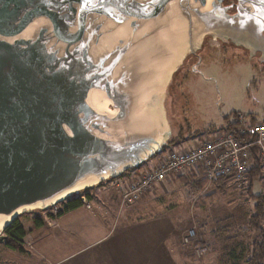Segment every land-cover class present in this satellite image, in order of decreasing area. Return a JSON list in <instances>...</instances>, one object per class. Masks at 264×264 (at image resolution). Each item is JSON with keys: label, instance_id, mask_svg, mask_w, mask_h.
I'll use <instances>...</instances> for the list:
<instances>
[{"label": "water", "instance_id": "1", "mask_svg": "<svg viewBox=\"0 0 264 264\" xmlns=\"http://www.w3.org/2000/svg\"><path fill=\"white\" fill-rule=\"evenodd\" d=\"M222 1L0 0V243L22 215L162 152L186 56L206 36L261 40L264 0H237L232 17Z\"/></svg>", "mask_w": 264, "mask_h": 264}, {"label": "rangeland", "instance_id": "2", "mask_svg": "<svg viewBox=\"0 0 264 264\" xmlns=\"http://www.w3.org/2000/svg\"><path fill=\"white\" fill-rule=\"evenodd\" d=\"M210 38L213 36L203 39L201 49L207 44L215 45L213 41L207 42ZM192 68L189 67L188 72L178 77L176 73L175 80L169 85L175 83L169 91L166 104V120L170 126L169 143L163 148L166 151L158 153L114 181L140 170V173L127 178L123 183L125 184L129 179L151 171L167 152L188 149L206 141L211 133L235 122L238 116L244 117L247 122L252 117L258 121L264 119V63L248 55L246 57L243 54L230 53L228 56L213 50L204 53L196 73ZM180 131L192 135L193 140H181L180 143L171 144ZM188 172L172 176L131 207L132 212L137 215V221L147 220L144 227L153 231L155 264H161L162 261L164 263L161 253L163 250L169 252L170 264H233L235 261L229 259L230 251L236 256L241 255L238 264H243L255 236L248 225L249 219L255 213L254 200L246 192L236 188L221 196L210 185L205 192L192 193L179 182V177ZM114 181L104 182L88 193L100 197L105 188L110 187ZM257 184L258 181L255 180L253 196L263 194L259 193ZM200 200L204 201V205H201ZM90 202L96 203L94 199ZM38 214H44V217L51 215L49 210L36 211L24 214L21 218L29 219ZM259 223L264 233V216ZM142 224L143 222L139 225ZM201 225H205L204 231L200 229ZM193 227L209 245L206 251L202 249L201 257L194 255L192 244L185 247L180 240L183 232ZM224 228L226 230L221 241L211 239L212 231ZM105 248L97 245L85 250V254L75 257L71 264H80L83 256L88 255L97 260ZM165 260L167 261L166 257Z\"/></svg>", "mask_w": 264, "mask_h": 264}, {"label": "crops", "instance_id": "3", "mask_svg": "<svg viewBox=\"0 0 264 264\" xmlns=\"http://www.w3.org/2000/svg\"><path fill=\"white\" fill-rule=\"evenodd\" d=\"M136 171L114 181L100 197L95 196L98 198L87 193L90 210L82 205L56 219H51L49 214L33 215L29 219L20 217L19 223L25 232L24 252L17 253L0 243V264H71L75 257L97 245L106 247L98 259L83 256L80 264H155L152 229L144 227L147 220L139 225L141 222L131 208L134 204L126 208L120 206V192L114 188L115 183L140 173ZM258 184L259 193L263 192L261 183ZM111 189L114 191L109 192ZM93 199L95 204L90 202ZM35 222L41 225L36 227ZM161 253L164 257L161 264H170L169 252Z\"/></svg>", "mask_w": 264, "mask_h": 264}, {"label": "built area", "instance_id": "4", "mask_svg": "<svg viewBox=\"0 0 264 264\" xmlns=\"http://www.w3.org/2000/svg\"><path fill=\"white\" fill-rule=\"evenodd\" d=\"M232 124L233 131H216L206 141L194 147L169 151L151 171L131 178L125 184L115 183L114 188L120 192V206L129 207L172 176L185 171L195 172L197 169L202 170L207 182L205 191L217 178L229 179L232 188L243 190L253 166L254 151L261 163V176L257 181L261 183L264 194V119L258 121L252 117L247 122L244 117L238 116ZM72 198H79L87 210L91 209L84 194ZM67 201L62 200L52 205L48 209L51 215L63 212ZM201 239L202 236L198 235L194 227L185 230L180 237L185 247ZM193 250L196 257H201V248Z\"/></svg>", "mask_w": 264, "mask_h": 264}, {"label": "trees", "instance_id": "5", "mask_svg": "<svg viewBox=\"0 0 264 264\" xmlns=\"http://www.w3.org/2000/svg\"><path fill=\"white\" fill-rule=\"evenodd\" d=\"M218 131H233V124L232 123L227 124L225 127H223ZM184 134L185 136H183ZM191 137L192 135H188L187 133H183L182 131H180L179 134L174 139V141L171 142V144L180 143L181 140L182 142L191 141L193 140V138ZM164 151L166 150L164 149L162 152L164 153ZM260 176H261V163L258 156L256 155V152L254 151L253 166L248 173V178L246 181L247 183L244 185L242 191L246 192V194L250 196L255 202L254 204L255 213L248 221L249 228L254 231L255 236L251 241L250 249L248 251V257L245 259L243 264H264V233L259 223L264 216V194H259L257 196L252 195L253 183L255 180L259 179ZM179 182L182 183L183 186L191 190L192 193H197V194L204 190L207 183L202 175L201 169H197L195 172L189 171L187 174L180 176ZM211 188L214 190L215 193L224 196L226 195V193L229 192L230 189H232V185L229 179L217 178L212 182ZM84 195L85 197L88 196L87 193ZM200 202L201 205H204V201L200 200ZM81 206L82 203L79 198H71L67 201L66 208L63 212H60L56 216L49 215V217L51 219H56L62 216L64 213L70 210H74ZM199 207L204 208V206H199ZM34 225L37 227L38 225H41V222H35ZM200 229L204 231L205 225H201ZM225 230L226 229L224 228V229H217L212 231L210 233L211 239L217 242L221 241L223 238L222 234L225 233ZM4 235L6 239L4 240L3 243L8 249H11L17 253L24 252L23 238L25 236V232L19 223V218L8 226V228L4 232ZM208 247L209 245L206 243L205 238L202 239V241L195 242L192 244V249L201 248L204 249V251H206ZM239 256H236V254L233 251L229 252V259L235 261V263L233 264L239 263Z\"/></svg>", "mask_w": 264, "mask_h": 264}, {"label": "flooded vegetation", "instance_id": "6", "mask_svg": "<svg viewBox=\"0 0 264 264\" xmlns=\"http://www.w3.org/2000/svg\"><path fill=\"white\" fill-rule=\"evenodd\" d=\"M236 6H237V0H223L222 8L224 10H220L219 15H226V16L232 17L237 11ZM254 12L259 13V11L255 9H254ZM257 20L262 21L261 16H259ZM259 35H260L261 40L258 43H255L254 46L251 45L252 47H249L247 45L248 43L247 41L244 43V45H235L230 39H226V40L224 39V41H220L218 39L210 38L207 42L210 43L213 41L215 42V45L214 46H207L208 44L204 45V47L199 52H195V53H191L187 55L186 59L184 60L180 68L178 69L177 77L180 74L183 75V73L188 72L189 67L195 66L194 71H196L204 53L208 51L211 52L213 50H218L220 52H223L224 55H228V56L230 53L243 54V56H246V57L248 55V56L253 57L256 61L258 60L264 63V44H263L264 41L262 40V38H264V23H263V26L261 28ZM174 84L175 83H173L172 85L175 86ZM172 85L169 86V91H171ZM169 96H170V93L168 94V97L166 99V104L168 102Z\"/></svg>", "mask_w": 264, "mask_h": 264}]
</instances>
